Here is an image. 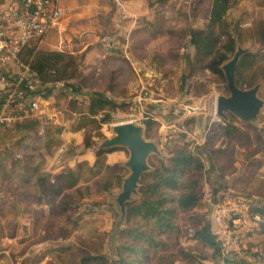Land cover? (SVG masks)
I'll list each match as a JSON object with an SVG mask.
<instances>
[{"label":"rangeland","instance_id":"rangeland-1","mask_svg":"<svg viewBox=\"0 0 264 264\" xmlns=\"http://www.w3.org/2000/svg\"><path fill=\"white\" fill-rule=\"evenodd\" d=\"M152 1L65 0L66 13L61 31L52 32L37 44L44 50L75 54L80 60L83 74L91 75L77 77L75 84L85 91L101 89L120 105L119 109L112 112L109 123L91 125L95 145L86 149V133L81 131L82 135L78 134L82 137L79 141L70 133L74 115L70 109L74 102L87 100V97L65 88L63 83H59L61 88L54 87L48 97H36L38 109L45 110L42 114L38 110L34 115L41 123L40 135L36 138L39 144L43 143L41 136L46 125L53 129L64 126L59 135L61 143L51 152L43 154L44 170L51 175L74 167L81 161L92 163L96 147L114 135L113 126L132 119L144 127L146 139L157 142L160 153L151 155L157 165L167 163L172 149L184 143H188L195 151L198 147L202 149L208 128L218 116L217 98L229 95L225 76L220 77L208 70L191 74L195 49L190 44V32L207 27L212 0H168L157 4H152ZM228 18L235 29L237 48L242 47L257 54V65L264 68V0H233ZM156 19L159 20L158 24L155 23ZM160 26L163 33L153 36L152 32ZM136 29L143 31L134 37ZM135 46L145 48L138 49L136 53ZM117 49L122 51L115 52ZM103 50H112L111 53L125 60L124 64L111 62L104 69L105 74L120 66L125 73L124 81L127 83L118 86L117 93L107 88L109 75L97 78L103 79V84L84 83L95 80L92 73L102 70L100 64H96V59L104 55ZM15 70L29 80L34 91L45 93L51 86L44 84L38 76L31 75V71H27L24 66L13 68L12 71ZM257 83L261 86L259 95L264 100V73L259 76ZM8 89L9 92H15L16 87ZM140 96L143 97L141 102L145 110L138 107L141 104ZM0 99L3 100L0 104H3L6 97L0 93ZM187 105L198 110L194 113L191 109L193 113H190L186 109ZM147 121L153 122L149 131ZM236 122L240 132L237 136L226 137L218 142V147L226 148L227 151L214 156L213 165L206 156L200 154L205 164L200 174L203 200L192 211L179 217L181 246L193 247L199 256V262L192 264H264V234L250 241L233 260L217 255L214 248H203L202 243L194 237L195 231L208 222L211 223V231L216 230L210 197L218 191L254 196L259 205L264 206V107L256 120L242 122L237 119ZM5 128H0V136ZM11 146L12 143H0V152ZM25 146L14 148L15 157L22 161L25 158ZM232 149L234 152L231 154L228 150L232 152ZM128 158V149L119 150L108 155V162L123 165ZM129 172L126 167V176ZM89 186L91 192L85 194V198L72 212L78 225L74 228L68 222L67 227H64L67 220L62 216L51 218V207L45 201L38 202L33 189L25 195L0 176V264H49L52 261L60 264L50 249L73 245V253L81 255L80 251L90 249L82 245L84 241L99 248L102 247L99 245L104 244V252L112 256L115 246L112 238L120 218L115 198L122 186L106 194L97 193L91 183ZM216 189L219 190L215 192ZM202 255L206 258H202ZM187 262L177 260L176 264H189Z\"/></svg>","mask_w":264,"mask_h":264},{"label":"trees","instance_id":"trees-1","mask_svg":"<svg viewBox=\"0 0 264 264\" xmlns=\"http://www.w3.org/2000/svg\"><path fill=\"white\" fill-rule=\"evenodd\" d=\"M166 1L168 0H153L151 3ZM62 2L66 8L65 0ZM232 3L233 0H212L207 27L191 30L190 44L195 49L192 75L208 70L220 77L225 76L222 65L237 50L235 29L228 18ZM158 21L156 19L155 23L158 24ZM141 31L143 30H134L133 36L135 37ZM163 31L160 26L152 33L153 36H157ZM37 44L34 42L28 45L22 51L20 59L44 84H51V86L45 93L34 91L25 83L16 85L13 82L8 88L16 87L15 90H18L21 97L26 100L28 97L34 99L41 95L48 97L54 87L61 88L59 83H63L65 88H70L87 97V100L73 103L70 110L74 115L70 128L73 132H85L84 146L86 149L92 148L95 142L92 138L91 125L109 123L112 120V112L119 109L120 105L101 89L85 91L84 88L75 84V79L79 76L91 77V75L83 74L80 60L75 54L68 51L44 50ZM135 48L137 53L138 49L141 50L145 46L139 48L135 46ZM118 50L122 51L117 49L115 52ZM103 53L102 57L96 59V64H100L102 70L92 73L95 80L90 79L84 83L103 84V79L97 80V78L109 75L107 88L117 93L118 86L124 85V82L127 83L124 81L125 73L121 71L120 66L105 74L104 69L111 62L120 64L125 60L110 51L103 50ZM258 61L257 54L250 52L241 57L236 70L238 85L252 87L257 83L259 76L264 73V68L257 65ZM0 102L2 103L3 100L0 99ZM99 116L100 119L97 120ZM228 116L225 125L219 122L210 124L202 149L198 147L195 151L189 147L188 143L176 146L172 149L168 162H162L161 165H157L150 156L149 164L152 168L143 174L138 197L127 202L126 217L112 238L115 243L112 256L104 252V244L99 245L102 246L99 248L96 245H90L91 242L84 241L82 245L90 249L80 251L81 255L73 253L75 249L73 245H61L50 249L51 253L60 260V264H176L177 260L188 261L189 264L199 262V256L196 255L193 247L181 246L179 242L182 233L179 217L192 211L203 200L200 174L205 164L200 154L206 156L205 158L213 165L214 156L227 151L226 148L218 147V142L226 137L237 136L240 132L237 118L231 113ZM147 123H149L147 125L149 131L153 122L147 121ZM40 126V119L32 115L6 126L4 133L0 136V143H12V146L0 152V176L4 181L18 187L25 195L28 194L27 191L33 189L37 201H45L51 207L49 211L51 218L62 216L67 220L64 227H67L70 222L75 228L78 224L76 219H73L72 212L85 198V194L91 192L89 183L99 194H106L115 187L122 186L126 167L119 163H109L108 155L127 148L113 146L96 149L95 160L92 163L81 161L74 167L62 169L55 175H51L44 170L43 154L51 152L61 143L59 135L64 126L60 125L53 129L52 126L46 125L41 136L43 143L39 144L36 138L40 135ZM24 144H26L25 158L22 161L19 157H15L14 148L19 149ZM228 151L231 154L234 152L233 149L232 152ZM218 193L219 191L214 193L215 196ZM256 210L264 215V206L259 205ZM77 219L80 218L77 217ZM263 234L264 228L261 232V235ZM194 237L202 243L203 248H214L215 253L220 255L219 245L211 232V223L208 222L197 229ZM202 258L205 259L206 256L202 255ZM49 264L59 263L52 261Z\"/></svg>","mask_w":264,"mask_h":264},{"label":"built area","instance_id":"built-area-1","mask_svg":"<svg viewBox=\"0 0 264 264\" xmlns=\"http://www.w3.org/2000/svg\"><path fill=\"white\" fill-rule=\"evenodd\" d=\"M64 17L65 8L62 0H0V93L9 100L10 104L17 100L16 105L19 108V110L16 108V111L0 113V128L29 115L34 116L38 110L41 114L45 112L43 109H38L37 99L25 102L18 90L6 92V89L13 82L20 85L26 81L23 74L18 72L19 77H15L13 68L24 66L27 71H31L20 59L22 51L31 43L42 42L61 24ZM30 74L36 75L32 71ZM29 85V88L33 89L32 85ZM141 99L143 97L140 96L141 104H138V107L145 110L146 107L142 106ZM186 109L190 113H193L191 109L194 113L198 110L190 105H187ZM215 119L214 121L222 125L226 124V119L219 115ZM130 121L135 122L134 119ZM210 198L214 210L213 225L216 229L211 232L219 245L221 257L233 260L250 241L261 235L264 215L256 210L259 203L254 196L220 191L216 196L212 194Z\"/></svg>","mask_w":264,"mask_h":264},{"label":"water","instance_id":"water-1","mask_svg":"<svg viewBox=\"0 0 264 264\" xmlns=\"http://www.w3.org/2000/svg\"><path fill=\"white\" fill-rule=\"evenodd\" d=\"M249 52L247 49L238 47L234 55L222 65L229 95H220L217 98V114L228 119L231 113L242 122L256 120L264 107V100L260 97V84L252 87H241L237 83L236 70L241 57ZM114 135L103 141L97 149L113 146H123L129 150V158L124 162L130 172L124 178L122 190L115 198L119 207L120 225L126 217V204L139 194L140 180L143 174L152 167L149 158L152 154H159L160 150L156 141L146 139L144 127L134 121L121 122L113 126Z\"/></svg>","mask_w":264,"mask_h":264},{"label":"crops","instance_id":"crops-1","mask_svg":"<svg viewBox=\"0 0 264 264\" xmlns=\"http://www.w3.org/2000/svg\"><path fill=\"white\" fill-rule=\"evenodd\" d=\"M122 6H123V4H121ZM128 5V4H127ZM126 5V6H127ZM64 8H65V6H64ZM124 10H125V8H124ZM65 13H66V9H65ZM64 19V18H63ZM62 24H63V20H62V22H61V24L59 25V26H57L56 28H54L47 36H49L52 32H60L61 31V29H62ZM46 38V37H45ZM44 38V39H45ZM110 51H112V50H110ZM15 77H19L18 75V73L16 72V70H15ZM24 80H26V81H29L27 78H25L24 77ZM23 82L22 84H26L28 87H30V85L28 84V82ZM0 89H1V86H0ZM7 91L6 92H8L9 91V89H8V87H7V89H6ZM17 93H19L18 91H16ZM37 98H34V100H36ZM29 100H33V99H31V98H26V100H25V102L27 101H29ZM1 103V102H0ZM21 107V106H20ZM18 109L19 110V108H18V106L15 104H10V102H9V100H5L4 101V103L3 104H0V113H8V112H12L13 110H15V109ZM16 111V110H15ZM70 133H73V135H74V137L75 138H77V140L76 141H79V138L81 137V131L80 132H73L72 130H71V132ZM78 134H81V135H78ZM73 137V136H72ZM81 140H82V137L80 138Z\"/></svg>","mask_w":264,"mask_h":264}]
</instances>
